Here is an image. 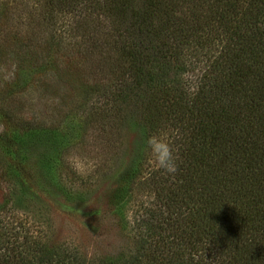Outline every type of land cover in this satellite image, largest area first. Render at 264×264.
I'll return each mask as SVG.
<instances>
[{"label": "trees", "instance_id": "obj_1", "mask_svg": "<svg viewBox=\"0 0 264 264\" xmlns=\"http://www.w3.org/2000/svg\"><path fill=\"white\" fill-rule=\"evenodd\" d=\"M8 27L30 67L71 82L94 73L103 127L135 121L146 149L128 174L146 201L121 220L132 247L90 259L50 244L4 180L0 264H264V0H0V47ZM88 117L36 122L1 105L0 147L13 164V138L60 135L72 148ZM62 162L53 181L66 189Z\"/></svg>", "mask_w": 264, "mask_h": 264}, {"label": "rangeland", "instance_id": "obj_2", "mask_svg": "<svg viewBox=\"0 0 264 264\" xmlns=\"http://www.w3.org/2000/svg\"><path fill=\"white\" fill-rule=\"evenodd\" d=\"M7 32L2 39L6 44L0 47V106L36 122L65 121L70 111L90 117L83 122L82 142L72 148L60 135L13 138L10 148L18 150L19 162L13 164L0 147V206L8 180L14 185L16 208L40 222L50 244L71 245L90 259L125 252L132 247L133 232L131 224L125 226L121 220H130L146 201L143 192L132 195L128 174L146 149L142 130L128 117L118 128L103 127L105 112L89 68L80 80L71 82L45 73L47 69L30 67L29 59L18 58L23 49L13 46L14 28ZM60 156L72 168L71 174L63 175L66 189L53 181L54 174H64L54 168Z\"/></svg>", "mask_w": 264, "mask_h": 264}, {"label": "clouds", "instance_id": "obj_3", "mask_svg": "<svg viewBox=\"0 0 264 264\" xmlns=\"http://www.w3.org/2000/svg\"><path fill=\"white\" fill-rule=\"evenodd\" d=\"M149 143L153 145L154 152L157 153L160 166L165 168L168 172L175 171L169 148L163 143H157L155 139L150 140Z\"/></svg>", "mask_w": 264, "mask_h": 264}]
</instances>
